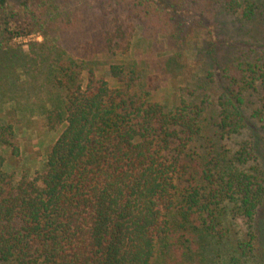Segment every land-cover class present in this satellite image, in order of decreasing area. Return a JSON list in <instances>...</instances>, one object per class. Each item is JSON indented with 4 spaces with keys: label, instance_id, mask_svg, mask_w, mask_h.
I'll return each mask as SVG.
<instances>
[{
    "label": "trees",
    "instance_id": "obj_1",
    "mask_svg": "<svg viewBox=\"0 0 264 264\" xmlns=\"http://www.w3.org/2000/svg\"><path fill=\"white\" fill-rule=\"evenodd\" d=\"M76 4L0 0L7 42L44 36L21 67L61 92L42 112L60 136L33 177L6 171L18 148L0 117V264H256L245 254L255 242L264 249V42L250 27L259 18L264 28V0ZM184 16L208 19L209 39L230 42L207 50L219 71L177 92L172 108L152 96L158 86L139 89L137 60L107 66L116 87L95 67L101 55L129 56L138 30L153 43L169 38ZM217 51L232 56L215 63ZM5 75L0 96L6 87L16 100ZM231 223L241 226L234 243Z\"/></svg>",
    "mask_w": 264,
    "mask_h": 264
},
{
    "label": "rangeland",
    "instance_id": "obj_2",
    "mask_svg": "<svg viewBox=\"0 0 264 264\" xmlns=\"http://www.w3.org/2000/svg\"><path fill=\"white\" fill-rule=\"evenodd\" d=\"M6 1L9 6H14L20 0ZM63 3L64 0L62 2L57 0V9L59 8L61 12L74 6L76 0H68L67 5L69 7L67 8L63 6ZM262 11L264 10L262 9ZM183 18L181 24L172 32V35L169 38H160L158 43L147 40L138 30L133 38L129 56L114 58L101 55L95 60V67L97 69L105 68L106 72L103 77L106 78L111 87H116L118 84L110 78L107 73V66L117 62L130 63L137 60L141 63L143 69L142 83L139 89L144 92L150 90V84L158 86L159 89L157 92L152 93V96H155V99L166 107L172 108L174 106L173 97L177 92L181 91L184 95H187L188 90L195 88L197 80L208 73L207 69L215 70L216 73L219 71L218 64H216V68L206 64L208 61L206 57L209 56L207 50L209 48L217 50L220 39L230 42L227 36L220 35L215 31L209 39V32L204 26L210 24L208 19H203V22H201V19L193 17L184 16ZM258 20L259 18L255 19L254 24H252L254 29L250 27V30L256 38L254 41L261 44L264 42V28H257ZM232 37L234 36L232 35ZM246 40L250 42H246L247 46L253 44L250 39L246 38ZM43 41L44 36L41 33L16 38L12 42H7L0 35V74L4 76L7 74L16 79V82L14 81L15 89L17 87L19 93L17 99L13 100L10 98L11 93L7 92L5 87L4 91L9 95L7 97L0 96V100L4 101V103H0V117L4 119V123L15 126L14 141H16V147L18 148L16 158L10 157V150L0 147V151L4 155L8 151L6 171L18 176L22 173H28L33 177L41 171L48 150L58 139L61 132V129L48 130L45 117L42 115L44 109L49 110L50 102L55 101L50 98V94L56 98L61 95V92L46 85L42 78L36 79L38 73L30 69L24 70L21 67L24 60L25 63L27 60L30 61L28 57L30 45ZM241 41L243 39L239 38L237 44H242ZM210 55L217 63V61L228 60L232 53L227 56L224 52L217 51L216 55L215 53L214 56L212 53ZM16 103L23 111L21 114L13 110ZM229 229H231V243H234L235 239L241 240V226L231 223ZM246 251L248 252L250 249L247 248ZM242 254L243 252L239 251V254L235 253L234 255L239 256ZM245 255L252 258L256 264H264V249L260 250V245L256 242L254 243V250Z\"/></svg>",
    "mask_w": 264,
    "mask_h": 264
}]
</instances>
